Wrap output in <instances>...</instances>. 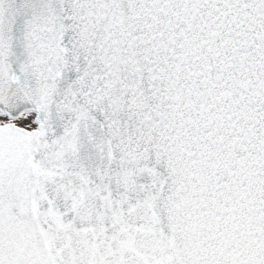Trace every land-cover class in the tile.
Here are the masks:
<instances>
[{"label":"snow or ice","instance_id":"snow-or-ice-1","mask_svg":"<svg viewBox=\"0 0 264 264\" xmlns=\"http://www.w3.org/2000/svg\"><path fill=\"white\" fill-rule=\"evenodd\" d=\"M0 264H264V0H0Z\"/></svg>","mask_w":264,"mask_h":264}]
</instances>
